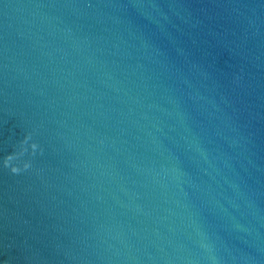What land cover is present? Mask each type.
Instances as JSON below:
<instances>
[{"label": "water", "instance_id": "obj_1", "mask_svg": "<svg viewBox=\"0 0 264 264\" xmlns=\"http://www.w3.org/2000/svg\"><path fill=\"white\" fill-rule=\"evenodd\" d=\"M0 264H264V0H0Z\"/></svg>", "mask_w": 264, "mask_h": 264}]
</instances>
